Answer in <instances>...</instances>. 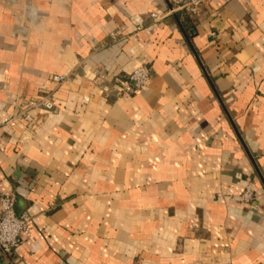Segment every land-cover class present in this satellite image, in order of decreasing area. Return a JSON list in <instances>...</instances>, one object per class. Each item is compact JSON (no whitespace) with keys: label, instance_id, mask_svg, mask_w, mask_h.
Segmentation results:
<instances>
[{"label":"crops","instance_id":"crops-1","mask_svg":"<svg viewBox=\"0 0 264 264\" xmlns=\"http://www.w3.org/2000/svg\"><path fill=\"white\" fill-rule=\"evenodd\" d=\"M171 6L0 0V196L30 217L0 264H264V0Z\"/></svg>","mask_w":264,"mask_h":264},{"label":"built area","instance_id":"built-area-1","mask_svg":"<svg viewBox=\"0 0 264 264\" xmlns=\"http://www.w3.org/2000/svg\"><path fill=\"white\" fill-rule=\"evenodd\" d=\"M206 0H172V6L169 10V14H174L175 12H186L195 14L200 6ZM167 13V14H168ZM163 12H154L152 17L157 19L158 17H163ZM213 37L219 38L218 34L213 33ZM151 70L148 66H141L136 68L127 78L120 82L121 90L120 94L122 96H132L141 93L150 84ZM53 81L57 84H63L66 81L65 77L55 76ZM40 97L34 98L28 102V106L18 112L7 124L12 127L17 125V120L30 121L31 110L37 109L42 113L54 111L56 105L52 96H43L42 90H39ZM85 100H88L86 98ZM241 202L253 201L254 191L250 186H247L244 193L237 198ZM0 251L6 256L12 255L20 246L21 234L27 230L28 223L30 222V217L28 214H17L16 212V195L11 193L8 195L0 196Z\"/></svg>","mask_w":264,"mask_h":264}]
</instances>
